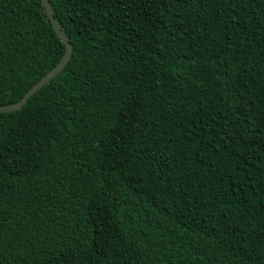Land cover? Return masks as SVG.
Masks as SVG:
<instances>
[{"label":"trees","instance_id":"1","mask_svg":"<svg viewBox=\"0 0 264 264\" xmlns=\"http://www.w3.org/2000/svg\"><path fill=\"white\" fill-rule=\"evenodd\" d=\"M66 67L0 113V264H264V0H49ZM0 0V106L64 55Z\"/></svg>","mask_w":264,"mask_h":264},{"label":"water","instance_id":"2","mask_svg":"<svg viewBox=\"0 0 264 264\" xmlns=\"http://www.w3.org/2000/svg\"><path fill=\"white\" fill-rule=\"evenodd\" d=\"M44 11L48 20L50 21L54 31L59 37L60 41L65 46L64 55L61 57L59 62L39 81H37L24 95L23 97L16 103L10 105H1L0 113L6 112H14L20 110L23 105L27 102V100L32 97L39 89L43 86L47 85L52 79H55L59 73L66 67L67 63L70 60L72 54V45L69 43V40L65 33L62 31L59 22L55 19L53 15V10L50 6L49 0H41Z\"/></svg>","mask_w":264,"mask_h":264}]
</instances>
